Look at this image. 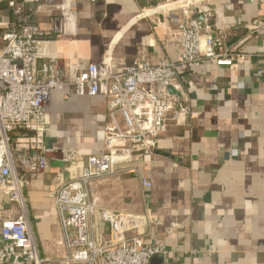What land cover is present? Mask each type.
<instances>
[{
	"label": "crops",
	"instance_id": "1",
	"mask_svg": "<svg viewBox=\"0 0 264 264\" xmlns=\"http://www.w3.org/2000/svg\"><path fill=\"white\" fill-rule=\"evenodd\" d=\"M203 4L218 12L233 49L262 52L260 37L249 28L264 19L263 0H73L76 32L52 38L50 60L67 78L101 62L106 52L117 71L140 56L151 64L177 62L173 18L185 21L186 8L197 6L191 16L202 20ZM39 20L50 29L47 18ZM181 77L190 105L186 125L162 138L153 156L133 164L139 174L99 181L92 198L100 209L149 213L162 222L141 230L148 243L173 250L159 264H264V76L256 75L254 65L205 63ZM49 119L46 133H16L12 149L49 150V170L30 178L24 199L39 254L58 260L66 250L54 197L61 183L80 177L88 158L103 151L107 100L78 96L69 87L52 94ZM65 150L77 151L79 161H66ZM142 179L151 186L145 188ZM20 215L19 206L0 194V225ZM100 232L106 235L108 226L100 223Z\"/></svg>",
	"mask_w": 264,
	"mask_h": 264
},
{
	"label": "built area",
	"instance_id": "2",
	"mask_svg": "<svg viewBox=\"0 0 264 264\" xmlns=\"http://www.w3.org/2000/svg\"><path fill=\"white\" fill-rule=\"evenodd\" d=\"M195 8H186L185 21L173 18L177 28L171 45L180 53L179 61L151 64L140 56L126 70L117 71L111 53L106 52L101 62L89 63L67 78L51 62L49 52L52 38L76 32L73 0H0V194L21 209L17 219L1 222L0 264H152L172 257L167 245L150 244L141 233L162 222L149 213L100 209L91 188L124 173L139 174L133 164L153 156L162 138L186 125L190 105L180 80L183 73L211 63L254 65L256 75L264 76V19L255 20L249 28L250 34L260 37L262 52L249 54L230 45L228 29L218 23V12L203 4L199 20L192 17ZM40 17L49 20V30L41 27ZM69 87L81 97H104L109 124L103 151L88 158L80 177L58 186L54 205L66 254L50 260L39 254L24 199L30 178L49 170L45 155L49 150L14 152L12 144L16 133L25 138L46 133L52 94ZM63 155L69 162L80 159L74 150ZM142 184L151 186L146 179ZM100 223L108 226L106 235L100 232Z\"/></svg>",
	"mask_w": 264,
	"mask_h": 264
},
{
	"label": "water",
	"instance_id": "3",
	"mask_svg": "<svg viewBox=\"0 0 264 264\" xmlns=\"http://www.w3.org/2000/svg\"><path fill=\"white\" fill-rule=\"evenodd\" d=\"M159 263H163V260L155 259V260L152 261V264H159Z\"/></svg>",
	"mask_w": 264,
	"mask_h": 264
}]
</instances>
